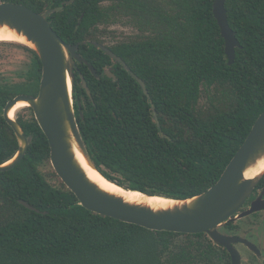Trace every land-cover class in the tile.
<instances>
[{
	"label": "trees",
	"instance_id": "16d2710c",
	"mask_svg": "<svg viewBox=\"0 0 264 264\" xmlns=\"http://www.w3.org/2000/svg\"><path fill=\"white\" fill-rule=\"evenodd\" d=\"M45 1L60 7L64 0H0L34 12ZM213 1L73 0L49 17L56 34L68 45L78 44L79 55L99 76L77 63L72 97L88 156L108 181L148 196H197L218 181L264 112V0L225 2L228 25L241 46L231 66ZM119 17L137 37L107 47L144 82L149 98L127 71L91 45L102 44L98 27ZM26 50L33 55L26 89L36 95L41 64ZM106 69L116 81L103 74ZM4 100L0 90V110ZM19 123L32 141L23 160L0 173V264H212L215 253L203 234L149 231L79 206L51 167L47 139L32 111ZM17 149L0 117V164Z\"/></svg>",
	"mask_w": 264,
	"mask_h": 264
},
{
	"label": "water",
	"instance_id": "95a60500",
	"mask_svg": "<svg viewBox=\"0 0 264 264\" xmlns=\"http://www.w3.org/2000/svg\"><path fill=\"white\" fill-rule=\"evenodd\" d=\"M225 2L226 0H214L212 14L224 41L227 65L231 66L234 63L235 50L241 49V46L228 25ZM70 3L72 0L67 2V4ZM61 8L62 5L53 10L36 13L22 4L0 2V28L6 27L18 36L24 37L33 48L20 45L33 51L41 64L37 95L17 96L7 102L2 110V117L14 132L18 149L9 160L0 164V173L15 168L23 160L31 144L32 137L26 136L16 123L15 114L17 112L13 117H9V113L19 102H25L28 104L27 108L32 110L42 134L47 139L53 171L75 196L79 206L94 215L115 219L149 231L185 235L205 234L216 245L225 248L230 253L232 264H239V256L231 243L245 241L225 237L217 232V228L253 212L264 210V200L259 198L251 203L250 208L238 213L264 175V171L251 179L245 178L244 175L248 168L264 157V112L258 116L246 139L225 167L218 181L197 196L184 200L148 196L108 181L97 171L88 156L77 125L72 97V81L77 63L86 65L96 79H99V76L94 68L79 55V45L64 43L50 27L47 18L53 12L60 11ZM91 45L112 59L114 64H120L134 78L142 93L149 98L144 82L129 70L120 57L105 45L95 42H91ZM103 74L116 81L112 69H106ZM80 78L82 89L88 97H91L85 80L82 76ZM151 108L153 109L152 105ZM152 115L159 128L154 110H152ZM160 136L165 137L162 133ZM73 145L79 149L87 165L109 183L125 191L137 192L146 197L172 200L177 204L169 209L153 210L146 205L128 203L119 196L101 190L87 178L76 161ZM18 202L25 208L35 211L25 201L19 200Z\"/></svg>",
	"mask_w": 264,
	"mask_h": 264
},
{
	"label": "flooded vegetation",
	"instance_id": "af4514ba",
	"mask_svg": "<svg viewBox=\"0 0 264 264\" xmlns=\"http://www.w3.org/2000/svg\"><path fill=\"white\" fill-rule=\"evenodd\" d=\"M68 1L69 0H64L60 2V5H62V8L66 5H69L67 4ZM56 8H59V7L52 6L51 3L49 4V3H46L45 1L44 6L42 7V11L36 12V13L46 12V11L53 10ZM54 13H57V12H53V14ZM49 17L47 18V20L49 19ZM3 45L9 46L10 48L18 49V51L22 53V56L20 55L16 61L9 60L7 62L6 69L3 70V72H1L2 78L0 79V90L3 92V95L5 96V100L0 110V117L4 120L1 113L5 105L7 104V102H9L10 100L20 95L36 96L38 93V90L36 91V95H31L27 93V89H26V85L29 83H28V78L26 76L27 71L25 70L24 58H25V54H28V55L30 54V58L33 55L31 53H28L26 48L23 46H20L17 44H10V43H4ZM31 62H32V59H29V64H31ZM40 77H41V73H40ZM29 80L31 83L30 85H32L33 79L30 77ZM33 89H36V88H33ZM21 108L17 106L15 109H21ZM28 110H31V109L29 108L27 110L22 109L20 112L17 111L19 114L17 113L15 116L16 123L21 128L22 126L20 125L19 122L20 120L21 121L25 120V114H26L25 111H28ZM259 198L264 200V175L254 187L251 195L247 198L244 207L242 209H239L238 213H241L247 210L248 208H250L251 203H253L257 199L259 200ZM217 232L225 237L237 238V239H241L245 241V242L231 243V246L234 248V250L237 252L239 256V264H264V210H259L243 218H240V219H237L231 222H227L224 225L217 228ZM205 237L208 238L207 235H205ZM208 240L210 242L213 252L215 253L212 258V261H213L212 264H232V257L230 253L225 248H222L216 245L209 238Z\"/></svg>",
	"mask_w": 264,
	"mask_h": 264
},
{
	"label": "bare ground",
	"instance_id": "6f19581e",
	"mask_svg": "<svg viewBox=\"0 0 264 264\" xmlns=\"http://www.w3.org/2000/svg\"><path fill=\"white\" fill-rule=\"evenodd\" d=\"M0 43H19L25 46L33 48V46L25 40L24 37L18 36L14 31L7 29L6 27L0 28ZM19 106L20 108H27L28 104L25 102H19L15 108ZM13 109L9 113V117H13L14 113H16L19 109ZM22 109V108H21ZM74 155L76 161L83 169L87 178L93 182L97 187L101 190L110 193L112 195H116L121 197L124 201L132 204H142L150 207L153 210H163L169 209L175 206L177 203L172 200H166L158 197H146L137 192L125 191L112 183H109L105 179H103L98 173L92 170L88 165L79 151V149L73 145ZM264 171V157L259 159L254 166H251L245 171V178L251 179L253 177H257Z\"/></svg>",
	"mask_w": 264,
	"mask_h": 264
},
{
	"label": "rangeland",
	"instance_id": "374dc122",
	"mask_svg": "<svg viewBox=\"0 0 264 264\" xmlns=\"http://www.w3.org/2000/svg\"><path fill=\"white\" fill-rule=\"evenodd\" d=\"M104 5H108V3H105ZM97 34L99 35V40L102 42V45L109 47L115 45L116 43H121L128 41L129 39L136 38L138 33L125 17H119L116 19V21L113 24L107 26H99ZM0 44H1L0 45V79H1L2 78L1 72H3V70L6 69L7 62L9 60L16 61L20 55L22 56V53H20L18 49L10 48L9 46L3 45L4 43H0ZM10 44H15V43H10ZM29 59H30V54L29 55L25 54V58H24L25 70L28 69L29 67ZM27 109L28 108H24V110ZM21 110H19L18 112H20ZM25 113L28 114V111H25Z\"/></svg>",
	"mask_w": 264,
	"mask_h": 264
}]
</instances>
